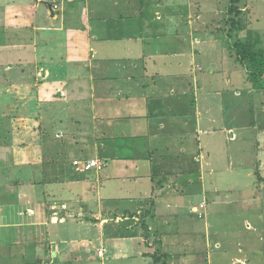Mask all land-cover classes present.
<instances>
[{
    "label": "crops",
    "instance_id": "obj_1",
    "mask_svg": "<svg viewBox=\"0 0 264 264\" xmlns=\"http://www.w3.org/2000/svg\"><path fill=\"white\" fill-rule=\"evenodd\" d=\"M60 1L0 0V53H16L0 63V90L15 85L0 106L21 108L0 145V264H155L156 252L187 264L200 234L209 253L229 250L198 218L236 190L212 184L216 134L239 140L212 108L224 111L225 92L264 102V90L237 60L225 6L207 20L197 0ZM253 147L250 167L220 168L248 172L246 210L264 192V142ZM93 159L101 171L74 165ZM256 242L238 251L264 264Z\"/></svg>",
    "mask_w": 264,
    "mask_h": 264
},
{
    "label": "rangeland",
    "instance_id": "obj_2",
    "mask_svg": "<svg viewBox=\"0 0 264 264\" xmlns=\"http://www.w3.org/2000/svg\"><path fill=\"white\" fill-rule=\"evenodd\" d=\"M197 1H200L201 5L204 6L201 10L203 19L211 20L215 18V15L213 14L214 10H212L213 6L209 8V5H213V4L220 5L221 9L225 6L224 9H222L223 13L221 12V14L227 16L226 24L230 25L229 22L231 21L232 18L241 19L242 23L244 24L243 25L244 29L243 31L238 32V35L236 36L237 38L235 37L234 32H232V35H230L228 31L229 36H232L233 38L232 47L238 40H242L246 42L248 40V34L251 33V36L250 34L249 36L251 37V40L257 44V49L264 50V0H216V1L197 0ZM58 7L59 9H61V1L58 3ZM235 8L241 9L240 15L239 13L237 14ZM59 9L57 10V12L59 11ZM228 25H227V27H229L228 30H230L231 27ZM7 33L8 30H6L4 35L6 36ZM3 40H5V37ZM8 43H6V45H9L11 47L12 44L11 43L8 44ZM29 49L30 48H27L26 50ZM232 49L234 50V48ZM2 52L3 54L0 53L1 64H4L6 62L9 63L15 60L16 57L15 51L6 50ZM198 61L202 63V65H199V67L205 68L204 64L208 62V59L206 58L198 59ZM18 68H20V66ZM16 71L17 70H15V72ZM8 83L10 85L13 84L11 81H9ZM238 84H240V82H238L237 85ZM14 86L15 85H11L1 88L2 90V91L0 90L1 103L7 101L6 99L9 100V98H11V95H8V92H13ZM239 87L243 88L241 85H239ZM233 94L234 92L224 93L225 108L223 112H218L217 108L216 109L212 108V109H213V115L218 116V121L226 120V121L236 122V125H234L233 127L236 130V134H238L239 136V140L236 143H231L229 140L230 136L228 134H223L221 136L220 133H217L216 135L218 137L219 136L222 137V140L217 139L215 141V144L211 145L210 151L212 152V158L214 161L213 164L216 167V173L213 178L214 182L212 180V184L218 185L220 189H222V187L224 189L236 187V190L233 195H228L225 192L226 190L219 192L218 195L219 197H215V199H217L216 204L214 205V207H211L208 211V218L206 217V213L210 203L209 204L208 202L200 203L198 207L199 211L198 208H196V212L197 211L200 212V210H202L200 213H198L199 215L198 218L201 220V222L196 221L195 218L193 220L196 225H198V222L201 224L203 231L206 225H208L209 229H211L210 227L214 226L221 240L226 241V246L230 249L227 251H224V249L223 250L218 249L215 251L212 250V252H210L211 255H209L210 253L206 249V245H205L207 243V235L200 234L201 241L200 242L197 241L198 244L196 245V247L193 250L186 252L185 254L187 259L185 258L184 261H189V263L187 264H209V260L211 263L214 264H231L232 260H236L238 257L240 258L235 262H233V264H250V262L253 259V256L251 257V255H249L251 258L250 257L241 258V256L243 255L240 254V252L243 253V249L245 247L243 246V248L240 249V251H238V248L241 247L242 245L241 243H246V239L249 244H252L254 246L257 245L256 242L257 239L259 243L258 246H260L262 251L264 252V242L262 243V241L260 240L262 238L264 241V192L263 191L259 193L255 192L256 200L254 204L252 203L253 209L246 210L244 208V205L241 204L240 202H242L243 197L249 199L252 194L250 191L251 180L248 179L246 176L248 172L240 170V172L239 171L234 172L233 175H228L227 173H224L223 170L221 171L220 169V168L224 169L227 166V164H229L231 161L232 162L242 161L240 163L241 165L244 166L242 167V169L244 168L246 169L251 166L250 165L251 152H253L255 148V147L252 148L253 144H256L257 142L260 143L264 142V135H262V132L257 134V130L258 129L261 130V127L264 124V118H263L264 113L262 114V111L264 112V104H263L264 102H261L260 98L258 97L256 99L255 95L250 97V96H246V94H244L242 97H239L237 101H234L232 100L234 98ZM220 96L221 95H219L218 98ZM12 109L13 110L16 109L20 111L21 108H15L14 106L11 107L9 104L2 105V108L0 106V115H2V119H0V145H3L4 148H6L7 146L6 144L8 145L12 144L11 141L13 135L10 130L11 128H10L9 120L7 118L8 115L10 114L13 115L15 113V111H12ZM258 173L259 172L255 173L256 180H258V176L260 175V173L259 174ZM262 174L264 175V171L262 172ZM226 195H228V197L233 196L232 200L227 197L225 198ZM233 199H237L238 203L240 204L238 203L236 204L234 202L231 203V201H235ZM261 231L263 232V234L260 236ZM252 232L253 234H250ZM203 244L205 245V247ZM255 251L253 252V254L255 253ZM257 262H258L257 264L263 263L262 260H259ZM160 264H167V262L165 263L163 259Z\"/></svg>",
    "mask_w": 264,
    "mask_h": 264
},
{
    "label": "trees",
    "instance_id": "obj_3",
    "mask_svg": "<svg viewBox=\"0 0 264 264\" xmlns=\"http://www.w3.org/2000/svg\"><path fill=\"white\" fill-rule=\"evenodd\" d=\"M235 9L237 14L239 13L240 15L241 9L238 8ZM229 24L230 25L227 24L228 26L231 27L229 30V34L232 35V32H234L235 37L238 35V32H241L244 29L243 26L244 24L242 23L241 19L232 18ZM249 34L251 36V33ZM249 34H248V40L246 42L242 40H238L236 41V43L233 45L232 48H234L233 51L236 53L237 60L241 64L247 67L248 79L252 84L253 88L255 90L260 91V90H264V50L257 49V44L251 40ZM152 257L154 259L155 264H160L163 259L165 263L167 262L166 261L167 256L162 255L160 252L159 253L156 252Z\"/></svg>",
    "mask_w": 264,
    "mask_h": 264
},
{
    "label": "built area",
    "instance_id": "obj_4",
    "mask_svg": "<svg viewBox=\"0 0 264 264\" xmlns=\"http://www.w3.org/2000/svg\"><path fill=\"white\" fill-rule=\"evenodd\" d=\"M52 5H53V11L57 12V10L59 9L57 0H53ZM74 165L81 166L83 171H90L93 169L101 171L103 169V164L98 159H93L84 162L75 161ZM99 255L103 256V250L99 251Z\"/></svg>",
    "mask_w": 264,
    "mask_h": 264
}]
</instances>
